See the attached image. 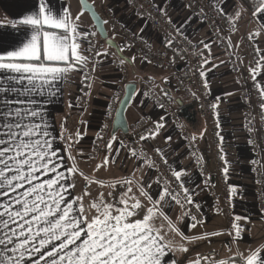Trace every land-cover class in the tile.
Masks as SVG:
<instances>
[{
	"label": "crops",
	"instance_id": "1",
	"mask_svg": "<svg viewBox=\"0 0 264 264\" xmlns=\"http://www.w3.org/2000/svg\"><path fill=\"white\" fill-rule=\"evenodd\" d=\"M88 1L104 21H107L105 26L110 39L119 45L125 62L121 63L117 52L100 38L80 0H48L54 13L68 9L71 21L79 26L76 42L80 45V55L86 57L87 44L91 37L99 39L101 43L89 101L85 108H81L77 100L79 88L83 84L84 64L71 68L66 78L57 80L44 95L46 103L42 104V110L50 132L48 139L56 153L53 159L59 161L60 171L69 178L63 182L65 187L67 188L68 183L76 185L74 190L67 188L74 192V196L66 198L71 200L85 191L88 192L90 186L85 184L84 176L87 170L93 169L92 173H96L100 180L94 185L93 192L98 197L103 194L108 203H112L114 198L118 199L127 191L129 185L122 181L131 180L132 192L128 195L140 200V216L158 199L157 192L164 194L163 188L157 183L156 172L151 168V163L133 155L130 146L123 144L121 147L117 136L115 140H107L100 156H96L93 151L94 141L99 136L102 125L110 119V108H118L128 84H137L135 99L127 112L130 131L134 130L141 119L158 120L167 117L155 102V95L166 99L181 114L178 125L168 123L145 143L144 149L152 160L157 153L162 154L167 160L170 175L174 176L176 171L181 172V181L188 188L189 194L207 213L205 223H194L189 220L182 204L167 197L160 201L154 224L164 236L163 243L170 246V250H166L161 258V264H189V261L197 258L200 262L215 264L220 260H238V254L247 257L253 250H259L264 255V216L259 212L252 184L254 155L248 146L244 130L243 105L239 100L240 87L235 81L229 61V56L234 54L244 72L254 75L264 97V59H261L260 69L255 71L248 50V40L252 38L258 46L260 56L264 57V16L259 11L252 13L243 0H209L217 6L222 18V29L229 40L228 45L219 48L211 43L207 26L191 17L182 2L154 0L176 23L179 32L201 42L202 52L208 55L204 77L212 95L220 100L219 116L229 164L228 176L234 190L235 214L236 217H241L238 220L241 232L237 237L236 233L230 234L226 219L215 214L216 203L198 169V160L203 161L214 175L207 124L195 109L194 97L177 94L170 85L181 69L177 56L152 32L145 21L136 17L125 0ZM37 7L38 0H0V52L10 50L11 45L24 38L22 26L18 24L13 28L8 21L19 20ZM228 24L234 25L233 31L227 30ZM124 30H131L152 51L165 52L170 65L176 67L175 71L157 68L140 59L126 44ZM70 59L74 57L70 56ZM97 75L101 77L99 86H96ZM66 117H72L74 121L72 138L62 133V122ZM182 131L189 134L190 143L195 145L198 152V160L189 150ZM109 143L111 150L107 148ZM105 156L108 159L107 165L103 164ZM74 166L78 169L75 175L69 171ZM141 186L151 200L140 194ZM215 194L219 195L218 186H215ZM90 199L89 195L83 199L85 215L89 218L96 215L95 209L90 207L95 200ZM182 248L187 251H182ZM210 252H215L217 256L202 259V256Z\"/></svg>",
	"mask_w": 264,
	"mask_h": 264
},
{
	"label": "snow or ice",
	"instance_id": "2",
	"mask_svg": "<svg viewBox=\"0 0 264 264\" xmlns=\"http://www.w3.org/2000/svg\"><path fill=\"white\" fill-rule=\"evenodd\" d=\"M256 9L264 16V0ZM8 23L13 28L21 25L24 38L0 52V264H161L170 246L163 243L164 236L154 224L157 205L166 197L179 203V193L165 187L142 216L140 200L128 195L131 180L122 181L129 187L112 203L101 194L90 205L96 211L91 218L83 205L88 192L66 198L74 196L67 188L74 190L76 185L68 183L66 188L63 183L69 178L53 159L56 153L48 139L42 104L46 103L45 92L57 80L66 78L76 65H86L87 57L78 53L76 42L79 26L71 21L68 9L54 13L48 0H38L36 9ZM161 127L157 123L156 129ZM156 134L149 132L153 137ZM120 146H124L122 141ZM107 148L111 150V143ZM107 163L105 156L103 164ZM69 171L75 175L78 169L74 166ZM174 177L181 181V172L176 171ZM188 191L183 189L185 202L191 204ZM140 194L151 200L142 186ZM233 228L239 237L240 225L234 223ZM238 257L215 264H264L259 250ZM189 264H200V259Z\"/></svg>",
	"mask_w": 264,
	"mask_h": 264
},
{
	"label": "built area",
	"instance_id": "3",
	"mask_svg": "<svg viewBox=\"0 0 264 264\" xmlns=\"http://www.w3.org/2000/svg\"><path fill=\"white\" fill-rule=\"evenodd\" d=\"M131 7L136 17L145 21L152 32L161 38L168 49L173 52L181 65L180 73L177 74L170 83L172 89L181 95L192 96L195 99V109L198 115L206 122L210 136V151L214 164V175L203 162L198 160L199 155L195 145L189 140V134L182 131V137L187 141L188 148L193 156L198 160V169L204 178L208 187V192L216 203L215 214L226 219L228 229L231 234L235 233L233 224L237 223L234 208V190L231 180L228 176L229 164L224 142V131L221 126L219 116L220 100L212 95L211 89L204 77L205 61H208V55L202 52V43L198 40L183 35L178 27L167 14L158 6L154 0H125ZM183 3L185 11L188 14L204 23L208 28V34L211 43L219 48L228 45V36L222 29V18L217 6L209 0H179ZM234 25L228 24L227 30L233 31ZM124 40L132 51L145 63L175 71L176 67L170 65L165 52H154L143 42V40L134 35L131 30H124ZM91 49V50H89ZM101 49L100 40L91 37L87 44L86 65H83V84L78 91V102L81 108H85L89 101L90 89L95 75L96 59ZM255 41L248 40V50L251 64L255 71L261 67L260 52ZM230 69L235 77V81L240 87L239 100L243 105L244 112V130L247 136L248 146L253 152L252 162V184L255 192L256 202L261 215L264 216V97L261 89L254 80L253 74H246L240 61L234 54L229 56ZM259 61V62H257ZM203 73V74H202ZM155 102L163 110L166 118L152 120L149 118L141 119L135 125L133 131L128 136L117 134L119 142L130 146L133 152L137 153L142 160L151 163V168L156 172V178L160 186L164 189L168 187L172 193H179V203L182 204L191 222L203 224L207 221V213L189 194L193 203L185 202L182 181H177L174 176L169 174V167L166 158L157 153L152 160L150 154L145 151V143L152 137L150 131L159 133L168 123L176 126L181 120L180 113L176 111L171 104L161 96H154ZM162 105V107H161ZM215 105L216 107H213ZM117 107H111L109 116L100 129L99 136L93 144V151L96 156H100L104 150L107 140L112 136V127L117 113ZM157 123L163 127L156 129ZM74 121L72 117H66L62 122V133L73 137ZM141 135L147 136V139H140ZM225 169L227 171L225 172ZM214 176V177H212ZM182 183V186H181ZM215 186H218L219 195L215 194ZM193 217H196L193 220ZM215 252H210L202 256L208 259L215 258Z\"/></svg>",
	"mask_w": 264,
	"mask_h": 264
},
{
	"label": "water",
	"instance_id": "4",
	"mask_svg": "<svg viewBox=\"0 0 264 264\" xmlns=\"http://www.w3.org/2000/svg\"><path fill=\"white\" fill-rule=\"evenodd\" d=\"M83 10L89 14L91 17L93 24L96 28L97 33L99 34L100 38L105 41L107 46L114 49L118 56L121 58H124V55L121 52L120 47H117V43L110 39L109 33L105 26L104 19L99 15V13L96 11L95 7L89 3L88 0H80ZM138 90L137 84H128L125 88V95L122 98L117 113L115 115V119L113 122L112 127V136H117V134L122 133L126 136L130 134V127L127 120V112L131 104L133 103L136 93ZM181 116V114H180Z\"/></svg>",
	"mask_w": 264,
	"mask_h": 264
},
{
	"label": "rangeland",
	"instance_id": "5",
	"mask_svg": "<svg viewBox=\"0 0 264 264\" xmlns=\"http://www.w3.org/2000/svg\"><path fill=\"white\" fill-rule=\"evenodd\" d=\"M260 0H249V2L251 3L252 6H256L257 2ZM97 81L96 82V86H99V83H101V77L99 75H97ZM94 171V169L92 171L87 170V174L84 176V182L85 184L89 185L90 187L88 188V193H89V197L91 198L90 200H95L98 198V196H96L93 192V187L96 184V182H100V180H98L97 178V174L96 173H92ZM123 205H121L122 207ZM198 259V258H197ZM200 264H206V261L204 262H200Z\"/></svg>",
	"mask_w": 264,
	"mask_h": 264
},
{
	"label": "trees",
	"instance_id": "6",
	"mask_svg": "<svg viewBox=\"0 0 264 264\" xmlns=\"http://www.w3.org/2000/svg\"><path fill=\"white\" fill-rule=\"evenodd\" d=\"M243 2L245 3V5L247 6V8L252 12L255 13L257 11L256 6H252L251 3L249 2V0H243ZM260 1L257 2L256 5H259ZM112 139V137H111Z\"/></svg>",
	"mask_w": 264,
	"mask_h": 264
}]
</instances>
